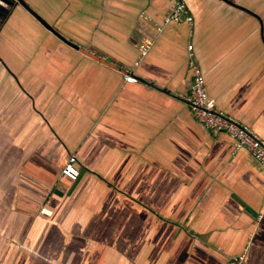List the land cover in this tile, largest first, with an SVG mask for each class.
<instances>
[{
	"label": "crops",
	"instance_id": "crops-1",
	"mask_svg": "<svg viewBox=\"0 0 264 264\" xmlns=\"http://www.w3.org/2000/svg\"><path fill=\"white\" fill-rule=\"evenodd\" d=\"M22 1L76 49L0 11V264H264L263 172L180 100L190 46L216 110L264 140V0H183L190 25L163 0Z\"/></svg>",
	"mask_w": 264,
	"mask_h": 264
},
{
	"label": "built area",
	"instance_id": "built-area-1",
	"mask_svg": "<svg viewBox=\"0 0 264 264\" xmlns=\"http://www.w3.org/2000/svg\"><path fill=\"white\" fill-rule=\"evenodd\" d=\"M168 9L162 19V25H180L192 23V16L183 0H163ZM147 45H139L140 58L147 52ZM190 46H187V66L190 73V84L186 97V105L194 120L205 130L221 133L227 136L233 146V152L245 150L251 158L258 164L264 174V140L258 138L252 132L235 121L227 118L215 108L214 101L209 98L205 89L203 74L189 52ZM137 62L134 63V66ZM122 81L125 83H135L136 78L129 74H122ZM77 160L74 155L67 156L60 168V177L68 182H75L78 179L79 171ZM44 215V209L40 210ZM245 253L241 252L231 257L225 264H243Z\"/></svg>",
	"mask_w": 264,
	"mask_h": 264
},
{
	"label": "water",
	"instance_id": "water-1",
	"mask_svg": "<svg viewBox=\"0 0 264 264\" xmlns=\"http://www.w3.org/2000/svg\"><path fill=\"white\" fill-rule=\"evenodd\" d=\"M14 5H19L21 6L24 10H26L44 29H46L47 31H49L51 34H53L56 38H58L59 40H61L64 44L76 49V46H74L73 44L67 42L66 40H64L62 37H60L50 26H48L42 19H40L34 12H32L27 6L26 4L22 1V0H0V11L5 12L8 11V9L12 8ZM139 82L153 87L161 92H164L163 90L156 88L155 86H153L152 84H150L147 81L138 79ZM172 97H175L172 94H169ZM180 100H182L184 103H186V101L182 98H180Z\"/></svg>",
	"mask_w": 264,
	"mask_h": 264
}]
</instances>
